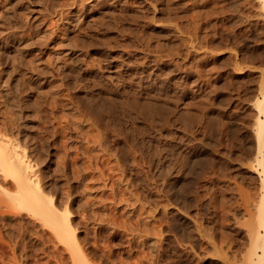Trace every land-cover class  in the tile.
Wrapping results in <instances>:
<instances>
[{"label":"rangeland","instance_id":"374dc122","mask_svg":"<svg viewBox=\"0 0 264 264\" xmlns=\"http://www.w3.org/2000/svg\"><path fill=\"white\" fill-rule=\"evenodd\" d=\"M263 88L264 0H0V138L96 264H254ZM4 175L0 264H74Z\"/></svg>","mask_w":264,"mask_h":264},{"label":"bare ground","instance_id":"6f19581e","mask_svg":"<svg viewBox=\"0 0 264 264\" xmlns=\"http://www.w3.org/2000/svg\"><path fill=\"white\" fill-rule=\"evenodd\" d=\"M17 47L19 48V46ZM14 54H16V52L13 53V55ZM9 62H11V60ZM10 66L7 67L6 71L4 70L5 72L2 71V75H3V79H1L2 85H4V83L6 84L7 81L9 80V77L12 76V74L15 72L16 67H14V65H10ZM17 66H19V63ZM259 93H260L259 96L253 102L254 109L256 110L257 113V116L255 117L254 129H253L254 130L253 134L255 139V157L257 163L260 165V167H255V168H256V173L259 176V180H258L260 182L259 190L261 189V193H259L260 196H258L259 201L258 203L256 202L257 204L255 205L256 206L255 209L257 213L255 214L257 215V221L259 220L260 223L257 222L258 228L256 227V229L252 231L255 241L254 243L252 242V246H251V260L254 264L255 263L264 264V88L261 89ZM16 143L18 142L15 141L14 145H12V143L9 142L8 140H4L0 138V170H2V172L5 175L10 174L11 177L14 179L16 185L15 187L16 189L14 188L15 191H12V194L11 192H8V190L7 192L11 195V198L12 197L14 198L15 202L19 206L26 207L28 209L35 211V214L37 213L38 215H41L53 226L54 232L60 235L58 237H60V239L62 237L63 239L62 243L66 241L67 250L69 251L74 264H96L95 262H92L88 258L86 253L81 248L82 246L79 244L74 229L72 227V224L69 220L68 212L66 213L64 212L65 215H63L64 213H62V211H59L57 209L55 203H53L54 201L52 200V197L48 195L47 191H45V188L42 187L43 185L39 184L40 181L34 179L35 178L33 177L35 176L34 167L31 161L28 160L25 155L17 151L15 145Z\"/></svg>","mask_w":264,"mask_h":264}]
</instances>
